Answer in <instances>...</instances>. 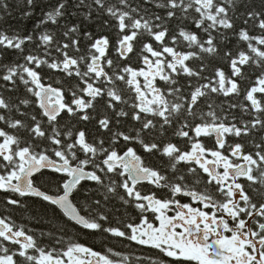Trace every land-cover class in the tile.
I'll list each match as a JSON object with an SVG mask.
<instances>
[{
	"label": "snow or ice",
	"instance_id": "obj_1",
	"mask_svg": "<svg viewBox=\"0 0 264 264\" xmlns=\"http://www.w3.org/2000/svg\"><path fill=\"white\" fill-rule=\"evenodd\" d=\"M0 194V264H264V0H0Z\"/></svg>",
	"mask_w": 264,
	"mask_h": 264
},
{
	"label": "trees",
	"instance_id": "obj_2",
	"mask_svg": "<svg viewBox=\"0 0 264 264\" xmlns=\"http://www.w3.org/2000/svg\"><path fill=\"white\" fill-rule=\"evenodd\" d=\"M10 4L15 3V0H9ZM15 15V19L11 20V24L14 26H21L24 27L28 30H31V28L33 27L34 24V19L33 20H24L21 19V15L20 13L16 12L14 13ZM37 17L40 15V12H37L35 14ZM94 30V29H93ZM3 197V194H0V198ZM0 211H3L2 207H0ZM32 213L31 212H24L23 215H21L20 212L16 213V217L18 218V222L20 223H25L28 227H33L37 230V232L41 229V225L38 224L35 220L31 219Z\"/></svg>",
	"mask_w": 264,
	"mask_h": 264
}]
</instances>
